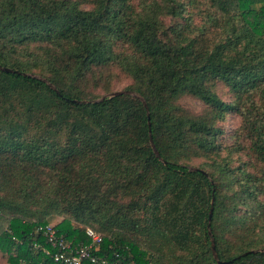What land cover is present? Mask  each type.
I'll return each instance as SVG.
<instances>
[{"label": "trees", "instance_id": "trees-1", "mask_svg": "<svg viewBox=\"0 0 264 264\" xmlns=\"http://www.w3.org/2000/svg\"><path fill=\"white\" fill-rule=\"evenodd\" d=\"M186 1L0 0L9 264H60L33 246L52 217L107 264H264V0ZM196 2L206 30L159 20Z\"/></svg>", "mask_w": 264, "mask_h": 264}, {"label": "built area", "instance_id": "built-area-1", "mask_svg": "<svg viewBox=\"0 0 264 264\" xmlns=\"http://www.w3.org/2000/svg\"><path fill=\"white\" fill-rule=\"evenodd\" d=\"M86 234L91 239L89 244L73 246L62 235L57 234L52 225H44L35 230V235L41 236L45 240V244L54 252L52 253L50 249L38 242L33 243V246L60 264H83L84 262L107 264L105 259L96 255V251L102 243L100 235L90 229H86Z\"/></svg>", "mask_w": 264, "mask_h": 264}, {"label": "rangeland", "instance_id": "rangeland-1", "mask_svg": "<svg viewBox=\"0 0 264 264\" xmlns=\"http://www.w3.org/2000/svg\"><path fill=\"white\" fill-rule=\"evenodd\" d=\"M145 1L151 2L153 0H145ZM184 2L187 3L186 0H184ZM208 12L210 11L205 3L196 2L192 4V6L188 5L187 10L183 13V16L180 18L172 19L170 16L159 15V20L161 21L163 25H166V26L174 25L175 27H177L176 24L183 26L188 19H191V23L193 25L192 30L197 32L199 28L205 27V30L209 28V23L207 22V17H206V14ZM114 80L116 81L115 83H114ZM108 84L114 85L113 91L118 92V91H123L122 89L126 87L129 83H128V80L119 76L117 73L115 79H114V76H112L110 80L108 81ZM221 93L223 96L227 97L226 100L229 99V96L225 95L224 90H222ZM187 105L196 111H198L200 108L199 103L194 102V101H188ZM239 124H240V119L238 117L234 115H229L225 123L223 124V127L226 133L229 134L230 132L236 130ZM61 220H62L61 217H52L49 219V225L54 226L60 223ZM3 224L4 222L0 223V229L3 228ZM0 264H9L6 255L0 254Z\"/></svg>", "mask_w": 264, "mask_h": 264}, {"label": "water", "instance_id": "water-1", "mask_svg": "<svg viewBox=\"0 0 264 264\" xmlns=\"http://www.w3.org/2000/svg\"><path fill=\"white\" fill-rule=\"evenodd\" d=\"M0 70H1V71H5V72H12L10 69L3 68V67H0ZM120 93H121V92L113 93V94L111 95V97H112V96H115V95H117V94H120ZM211 214H212V211H210V213H209V220H210V218H211ZM211 249H212V253H213L214 258L217 259V255H216V253H215V247H214V243H213V241H212V244H211ZM218 263H219V264H223L222 262H218Z\"/></svg>", "mask_w": 264, "mask_h": 264}]
</instances>
